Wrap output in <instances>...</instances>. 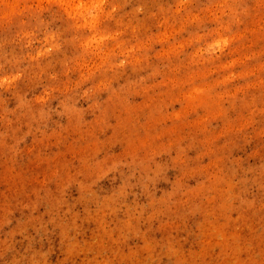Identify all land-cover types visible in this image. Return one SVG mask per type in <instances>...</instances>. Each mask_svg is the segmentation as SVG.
Masks as SVG:
<instances>
[{
	"label": "clouds",
	"instance_id": "obj_1",
	"mask_svg": "<svg viewBox=\"0 0 264 264\" xmlns=\"http://www.w3.org/2000/svg\"><path fill=\"white\" fill-rule=\"evenodd\" d=\"M0 264H264V0H0Z\"/></svg>",
	"mask_w": 264,
	"mask_h": 264
}]
</instances>
